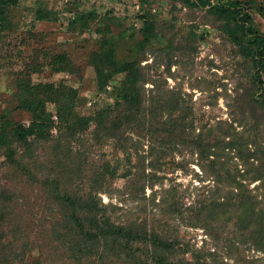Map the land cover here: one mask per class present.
Instances as JSON below:
<instances>
[{
    "label": "trees",
    "instance_id": "obj_1",
    "mask_svg": "<svg viewBox=\"0 0 264 264\" xmlns=\"http://www.w3.org/2000/svg\"><path fill=\"white\" fill-rule=\"evenodd\" d=\"M67 1L72 3L68 10L71 13L66 25L68 30L78 36H92L95 42V49L87 55L94 78V87L87 94L112 89L113 107H102L94 116L82 114L77 109L80 93L68 85L67 78L52 83L34 82L32 76L42 69L70 68L71 71L74 67L66 51L48 53L43 50V63L38 65L32 60L25 63L23 69L12 72L15 93L0 112V155L6 165L47 193L46 213L42 216L48 220L51 241L57 243L73 264H216L199 257L187 260L174 256L178 240L164 238L157 233L154 224L148 230L146 223L139 225L112 219V205L102 204L97 195L104 193L103 187L116 177L118 167L104 163L101 169H95L93 164H88L87 154H74L71 149L92 126L96 141L106 136L117 144L123 141L126 144L132 140L130 136L124 138L130 130L142 138L161 136L160 144L152 142L151 145V153L158 146L163 148L159 150L161 155L150 163L152 167L160 166L167 157L165 145L173 146L168 154L178 146L188 145L190 153L197 155V163L208 170L213 181L198 206L191 207L194 215L190 225L211 227L222 215H229L235 220L240 243L249 245L264 257V138L259 139L264 128L261 120L252 124L255 117L249 116L243 105L239 106L240 94L235 91L232 98L235 105L229 106L233 122L218 123L216 132L212 126L202 127L196 133L193 121H188L192 114L191 99L177 87L167 88L166 82L167 78H175L171 72V68L179 64L175 58L194 54L197 37L205 39L206 34H196L200 24L192 22L197 13H203L236 47L248 66L243 67L242 78L249 87V103L264 108V100L258 101V97H262L258 93L264 76V35L254 28L248 12L252 8L264 9L255 0H140L131 19L116 17L112 11L104 15H98L95 10L80 12L78 0ZM161 1L170 4L171 13L175 14L169 20H157L160 9L153 5ZM18 2L0 0L1 47L8 44L7 39L14 31L11 15ZM182 13V17L179 16ZM35 18L50 20L42 9L36 10ZM180 21L190 26L181 36L176 31ZM158 37L167 45L153 51L150 45ZM152 57L153 61L148 63V58ZM122 74L126 80L115 85L116 77ZM49 106L58 121V134L54 138L51 135L53 113L48 110ZM14 112L28 113L29 125L15 120ZM236 122L243 125L241 131L233 126ZM117 133L123 138L116 136ZM40 150L49 154L45 162L37 153ZM233 159L237 162L233 163ZM83 179L90 185L89 192L71 187ZM256 182L258 185L249 190L248 186ZM12 193L0 182V264H41L39 259L28 260L30 244L27 237L19 235L21 228L15 224ZM170 210L175 214L180 212L175 201Z\"/></svg>",
    "mask_w": 264,
    "mask_h": 264
},
{
    "label": "rangeland",
    "instance_id": "obj_2",
    "mask_svg": "<svg viewBox=\"0 0 264 264\" xmlns=\"http://www.w3.org/2000/svg\"><path fill=\"white\" fill-rule=\"evenodd\" d=\"M255 1L264 9V0ZM139 2L140 0H78V10H95L98 15L112 11L116 17L133 19ZM71 4V1L67 0H19L18 5L13 8L11 20L14 31L7 39L8 44L4 47L0 44V112L8 106L15 93L12 72L23 69V65L31 63L32 60L38 65L43 63V50L48 53L66 51L74 67L71 71L70 68L60 71L42 69L32 76L34 82L52 83L67 78L68 85L80 93L77 109L82 114L94 116L102 107H113L115 99L111 94L112 89L106 93L87 94L89 89L94 87L87 55L95 49V42L92 36H78L66 27L71 15L68 11ZM153 6L160 9L158 21L169 20L175 15L171 13V5L166 2L161 1ZM38 9L47 12L50 20H36ZM248 12L254 28L264 35V10L252 8ZM182 15L183 13L179 16ZM205 18V14L197 13L192 21L200 24L196 34H206L205 39L200 40L197 37V51L194 54L175 58L179 64L171 68L175 78H167V88L177 87L191 99L192 114L188 121H193L196 133L202 127L207 129L212 126L216 132L218 123L233 122L229 106L232 103L235 105L232 101L235 91L240 94L237 97L239 106L243 105V110L249 112V116L255 117L252 124L261 120L260 124L264 128L263 106L252 105L247 99L249 87L247 80L242 78V73H245L243 67L247 65L236 47L229 43L217 26ZM187 24L181 21L177 23V35L187 33L190 28ZM138 25H141V21ZM166 45V41L158 37L150 48L157 51L164 49ZM148 59V63L153 61V57ZM126 78L123 74L118 75L114 84L119 86ZM262 81L263 85L258 93V96L262 97L257 96L259 102L264 100V76ZM48 110L53 113L52 107L49 106ZM12 116L23 125L30 123V115L26 112H14ZM53 121L51 135L54 138L58 134V121L54 113ZM233 126L241 131L243 125L239 126L236 122ZM93 136L91 126L79 137V143L72 144L71 149L74 154H87L88 164H93L95 169H101L104 163H109L112 168L118 167L116 177L111 182L107 181L103 187L104 193L97 195L102 204L112 205L110 212L114 221L139 225L146 223L148 230L149 226L154 224L158 234L170 241L178 240L179 246L174 254L176 257H184L187 260L199 257L216 264H264V257L260 253L252 250L249 245L240 243L235 232V220L229 215H222L211 227L202 224L190 225L193 222L190 219L194 215L191 207L198 206L197 203L205 197L206 190L213 186V181L208 170L202 169L197 163V155L190 153L188 145L178 146L171 154H168V149L173 146L165 145L167 157L162 160L160 166L152 167L150 163L161 155L162 147L158 146V149L152 150L151 153V145L152 142L160 144L161 136L142 138L130 130L124 138L130 136L132 140L126 144L124 141L117 144L116 140L106 136L101 141H96ZM116 136L120 137L121 133ZM261 138H264V130L259 139ZM37 153L44 162L48 159L47 151L40 150ZM4 161L5 158L0 155V182L2 186L7 187L8 192H13L12 211L17 222L15 224L21 228L22 234L19 235L27 237L30 244L28 260L35 262L39 259L41 264H73L49 237L48 220L42 216L46 213L47 193L37 184L28 182L23 174L6 165ZM236 162L237 159H233V163ZM238 169L241 167L238 166ZM86 181L83 179L81 182H75L71 187L77 191L89 192L90 185ZM257 185L258 182L253 183L248 189L252 190ZM173 201L180 210L178 214L171 213L170 205ZM18 247L19 245L16 249Z\"/></svg>",
    "mask_w": 264,
    "mask_h": 264
}]
</instances>
